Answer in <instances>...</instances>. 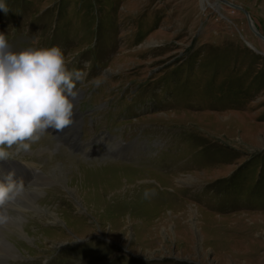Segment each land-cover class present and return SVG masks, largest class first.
<instances>
[{
	"label": "rangeland",
	"instance_id": "rangeland-1",
	"mask_svg": "<svg viewBox=\"0 0 264 264\" xmlns=\"http://www.w3.org/2000/svg\"><path fill=\"white\" fill-rule=\"evenodd\" d=\"M227 1L4 0L12 51L58 46L87 73L66 141L82 123L132 149L83 160L45 135L8 160L0 181L26 192L0 225L19 253L4 262L264 264V39L238 8L264 36V0ZM61 161L80 171L55 178Z\"/></svg>",
	"mask_w": 264,
	"mask_h": 264
},
{
	"label": "clouds",
	"instance_id": "clouds-1",
	"mask_svg": "<svg viewBox=\"0 0 264 264\" xmlns=\"http://www.w3.org/2000/svg\"><path fill=\"white\" fill-rule=\"evenodd\" d=\"M0 11L9 9L0 0ZM70 61L58 47L11 50L5 34L0 33V161L13 160L49 134V129L61 133L74 123L77 84H83L87 73L69 69ZM103 75L89 85L100 88L106 82ZM9 173L0 181V225L9 220L7 205L26 192L23 180ZM155 195L145 190L144 198Z\"/></svg>",
	"mask_w": 264,
	"mask_h": 264
},
{
	"label": "bare ground",
	"instance_id": "bare-ground-1",
	"mask_svg": "<svg viewBox=\"0 0 264 264\" xmlns=\"http://www.w3.org/2000/svg\"><path fill=\"white\" fill-rule=\"evenodd\" d=\"M208 0H202V2H206ZM218 1H222V0H218ZM208 4V3H207ZM231 6H234L231 4ZM236 7V6H235ZM252 21V20H251ZM252 25L254 26L253 24V21H252ZM255 27V26H254ZM263 36V35H262ZM113 146V145H112ZM41 149V148H40ZM38 150V153L39 154H45V150L42 148V150ZM37 150V149H36ZM34 153V152H33ZM36 153V152H35ZM69 162V161H68ZM76 162V161H75ZM57 163V162H56ZM73 164H76L74 162H72ZM72 163L69 162V164L71 165H66L63 161H61V163H59L55 168H53V176L61 181H64V177H63V173L61 170L64 169V167H68L69 169H73V170H79L80 169L73 165L72 166ZM55 165V164H54ZM78 166H80L79 164H76ZM64 179V180H63ZM191 181V180H190ZM35 188V187H34ZM31 198L32 200V203L31 204H34L35 203V200L38 198L37 195L41 194L38 189H35L31 192ZM29 199V200H30ZM17 205V204H16ZM28 207L30 205H27ZM20 211V210H19ZM52 214V212H50ZM17 214H22L20 212H17ZM23 219L22 217L21 218H13L12 219V223H17L16 225H18V223L22 222ZM9 222V220H8ZM2 229L0 228V264H7L6 262H4V258L3 257H8L9 255H15V256H19V253L16 249H14L13 245L10 243V241L5 237V235L3 234V232L1 231ZM65 243V242H64ZM57 246V245H56ZM6 260V259H5Z\"/></svg>",
	"mask_w": 264,
	"mask_h": 264
},
{
	"label": "water",
	"instance_id": "water-1",
	"mask_svg": "<svg viewBox=\"0 0 264 264\" xmlns=\"http://www.w3.org/2000/svg\"><path fill=\"white\" fill-rule=\"evenodd\" d=\"M222 1H225V2H228L227 0H222ZM234 5V4H233ZM238 7V6H237ZM238 8H240L241 10H243L245 13H246V15H247V17H248V20H249V23H250V26H251V28L255 31V33L257 34V35H259L262 39H264V36H262V34L256 29V27H254L253 25H252V19L250 18V15H249V12L245 9V8H243V7H238Z\"/></svg>",
	"mask_w": 264,
	"mask_h": 264
}]
</instances>
